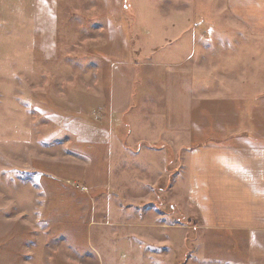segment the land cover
I'll list each match as a JSON object with an SVG mask.
<instances>
[{"label": "rangeland", "instance_id": "obj_1", "mask_svg": "<svg viewBox=\"0 0 264 264\" xmlns=\"http://www.w3.org/2000/svg\"><path fill=\"white\" fill-rule=\"evenodd\" d=\"M55 2L46 27L0 17V264L246 263L247 230L219 225L215 199L206 225L183 162L235 135L218 98L247 96L264 43L202 0Z\"/></svg>", "mask_w": 264, "mask_h": 264}, {"label": "crops", "instance_id": "obj_2", "mask_svg": "<svg viewBox=\"0 0 264 264\" xmlns=\"http://www.w3.org/2000/svg\"><path fill=\"white\" fill-rule=\"evenodd\" d=\"M48 1L0 0V17L6 22L34 21L37 27H46L48 13L52 15L56 8L55 0ZM202 1L213 17L218 16L223 21L227 19L241 28V31L230 28L231 35L236 36L238 33V36L247 41L258 38L264 43V0ZM250 47V42H247V46L243 48L247 58L254 55L251 54L254 49ZM262 47L264 49V45ZM222 51L218 45V55ZM185 71H189V68H185ZM262 73L261 77H248L245 82L236 80L237 83L247 85V96L218 98L222 102L218 109V133L235 135L218 144L185 150L186 161L183 162L185 189L189 197L197 198L194 202L199 203L206 225L214 223L210 221L208 204L215 199L214 201H218L219 214L223 212L221 204L229 206L230 212L229 217L220 216L216 221L219 225L229 223L226 226L232 229L247 230L244 264H264V95L258 96L260 90L256 88L262 85L261 91L264 94V72ZM125 79L127 78L122 77L110 81L113 88L109 100L110 110L113 112L122 111L128 106L130 92L125 87ZM167 101V109L171 111L173 107L169 104L170 99ZM191 105L190 93L186 92L183 94L182 108L186 120L187 116L191 118ZM179 115L183 118L182 113ZM223 116L232 119L230 122H223ZM175 126L177 127L171 124L170 127L173 129Z\"/></svg>", "mask_w": 264, "mask_h": 264}]
</instances>
